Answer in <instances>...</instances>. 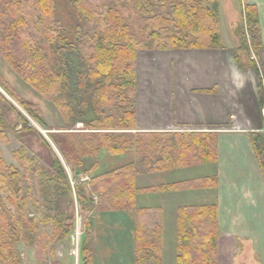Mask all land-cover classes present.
<instances>
[{
  "label": "trees",
  "instance_id": "obj_1",
  "mask_svg": "<svg viewBox=\"0 0 264 264\" xmlns=\"http://www.w3.org/2000/svg\"><path fill=\"white\" fill-rule=\"evenodd\" d=\"M120 1L139 9L145 28L150 29L148 34L134 30L115 4L99 11L88 0H70L75 17L91 26V35L82 34L77 26L73 34L69 33L70 37L66 34L69 27L61 24L57 17V0H0L1 57L21 79L55 104L67 124L83 121L86 117L81 106L90 102L94 117L89 119L87 128L80 131L48 128L37 104L22 97L1 78L0 86L49 131L53 143L72 166L80 165L83 157L95 156L101 149L114 156L132 149L145 154L147 159L143 162L153 171L215 160L214 132L136 131V54L139 50L152 49L223 48L218 0ZM166 1L171 4L166 15L152 11L153 5L162 9ZM242 14L243 39L234 58L240 69L258 71L261 39L255 6L244 4ZM240 51H244L246 62L241 61ZM258 90L264 102L261 79ZM5 105L13 108L0 93V138L7 142ZM105 108H110L111 112L103 113ZM17 124L21 126L19 130H34L20 113ZM249 136L264 176L261 160L264 131ZM42 141L51 153L48 172L37 165L34 155L30 157L24 143L12 152L19 168L6 165L0 157V264H20L18 245L22 242L33 247L39 257L52 258L53 243L63 240L73 229L74 215L59 205L62 199L73 202L70 181L57 155L45 139ZM153 155L158 157L149 164L148 158ZM36 172H41L42 195L48 205H44L45 214L40 212L39 216L27 210L29 195L24 193L30 174ZM133 172V165L126 164L94 176L89 181L90 191L99 194L101 210L134 209V264H161L162 210L135 208V195L139 191L173 189L182 184L138 188ZM81 183L75 182V195L80 204L92 210L96 208L94 201L85 197ZM4 194L14 211L3 200ZM48 226L50 233L40 229ZM84 228L81 264H94L90 221L87 220ZM218 236L215 204L179 206L176 264H217Z\"/></svg>",
  "mask_w": 264,
  "mask_h": 264
},
{
  "label": "crops",
  "instance_id": "obj_2",
  "mask_svg": "<svg viewBox=\"0 0 264 264\" xmlns=\"http://www.w3.org/2000/svg\"><path fill=\"white\" fill-rule=\"evenodd\" d=\"M230 1H224V13H239L241 7L232 10L234 6ZM239 1L242 8L249 4L257 11L261 39L258 71L237 66L234 55L241 43L233 29L237 15L226 16L227 32L224 33L221 0H218V11L223 48L152 49L139 50L136 54V131H208L216 134L215 160L200 166L162 170L168 174L167 182L150 186H168L183 179L201 180L197 187L174 194H164L165 190H160L147 202L145 199L143 204L135 203V208L159 207L162 210L161 264H176V233L175 255L169 262L165 258L163 209L167 200L176 212V223L179 206L216 205L217 264H264V176L249 136L264 131L263 102L258 90L260 79L264 85V0ZM251 58H254L252 52ZM151 171L160 172L150 170L147 173ZM204 179L208 181L203 183ZM186 192H193V199L198 200L181 204L177 199H187L183 196ZM126 212L129 217L123 236L113 235L110 224L103 223L106 228L97 240L96 224L91 223L94 264H134L135 212L134 209Z\"/></svg>",
  "mask_w": 264,
  "mask_h": 264
},
{
  "label": "rangeland",
  "instance_id": "obj_3",
  "mask_svg": "<svg viewBox=\"0 0 264 264\" xmlns=\"http://www.w3.org/2000/svg\"><path fill=\"white\" fill-rule=\"evenodd\" d=\"M91 5L94 6L97 10H102L103 7L108 6L110 4H115L118 9H120L122 15L127 20V22L136 30L137 32H142L144 34H148L150 32V29L145 28V22L143 21V14L139 12V9L133 7L132 5H127L124 2H121L120 0H88ZM225 0H221V7L223 9V12L220 13L221 20H222V27L224 30V33L227 32L226 30V16L230 15L233 16V14L237 15V21L236 25H234V30L236 32V37L240 39L242 42L243 36H242V3L239 0H232L233 6L240 11L239 13H224V6H225ZM58 2V9H57V17L60 19L61 24L67 25L69 27V32H66L71 37V34L74 33L76 30L75 27L79 26L80 31L84 35H91V26L87 25L86 23H83L77 17H75V14L73 13L71 9V3L70 0H57ZM240 3V4H239ZM170 2L166 1L163 5L162 9H159V7L156 5H153L152 11L159 12L157 14L166 15L169 11ZM222 11V10H221ZM235 17V16H234ZM228 19V17H227ZM234 21V20H233ZM65 25V26H66ZM49 55L52 57V54L50 50H48ZM239 56L241 57L242 62H246L247 58L244 53V51L238 52ZM0 78L3 81H6V83L13 88L18 94H20L25 99L35 103L38 105V108L42 114V117L44 118L46 125L48 128H70L69 130H83L87 128V123L89 119L94 117L93 113V107L91 106L90 102L85 103L87 105L86 107L81 106L83 108L82 111H84L83 115L86 117L83 121H78L75 123L67 124L61 117L60 112L58 111L55 104H53L51 101L45 99L42 97L38 92H36L29 84H27L23 79H21L4 61V59L0 55ZM0 93L3 94V96L11 103L12 107L5 105L4 106V114L5 119L7 122V128H6V137L7 142H4L0 138V157L4 160L6 165H13L15 167L19 168L18 163L13 158L12 152L20 149L23 145V143L26 145L27 153L32 157L33 155L36 157V163L38 166L42 167L43 169L47 170V172L50 170L49 163L51 161V153L49 149L44 145L42 139H45L46 142L50 145L51 149L54 151V153L57 155L59 160L61 161V164L68 176V179L70 181L72 194H73V202L70 203L66 199H62L59 205L63 210H65L68 214L74 215V221H73V229L63 240L53 243V254L54 256L52 258L49 257H39L37 253L35 252V249L33 247L25 245V243H19L18 245V251L20 254V264H81V256H80V247L82 243L83 236L85 234V223L90 221L92 224H96L94 227V230H96L95 236L97 237V240L100 239L102 235V231L105 230V225L110 224V228L113 229V232L111 231L113 235H125L124 229L127 227V220L129 217V213L119 211V210H101L100 203H99V194L98 193H91L89 181L92 179V177L104 174L112 169H119L123 168L126 164H132L134 167V183L135 186H146L147 188H151L150 186L161 184L163 182H167V173L160 172H149V168H147L143 161L147 159V156L142 153H137L135 150H131L128 153L120 154L118 156L111 155L108 153L105 149H101L99 153L95 156H85L81 159V164L72 166L71 164L67 163L64 159V157L61 155L55 144L53 143L50 133L45 127L40 125L34 118H32L16 101L14 98H12L8 93L4 91V89L0 86ZM2 104V103H1ZM111 112L110 108L103 109V113L109 114ZM19 113L26 118L28 124L34 129L32 131H23L19 130L21 126L17 124ZM13 129V130H12ZM67 130V129H66ZM158 157L157 155H153L152 157H149L148 163L153 164V161ZM261 160L264 163V147H262L261 152ZM208 163V162H207ZM205 163L201 164H195L191 166H200L204 165ZM96 165V167H95ZM183 171V170H182ZM181 172V171H180ZM183 171L182 173H184ZM140 174L138 177L137 174ZM143 173V174H142ZM175 174H179V172L175 171ZM31 179L29 181V184H25L24 193L29 195V201L27 204V210L31 214H37L39 216V213L45 214V207L48 206L44 202V197L42 193V186L40 183L41 179V172L32 173ZM182 176V175H181ZM177 179V178H175ZM174 179V180H175ZM201 180H189V179H183L181 182L182 185L178 188L170 189H149L144 191H139L136 194V204H143L144 200L148 198H152L153 193H157L158 191L162 190L164 194L167 193H177V192H183L190 189H193L194 187H197V184ZM75 182H82L80 184V189L85 194V197L87 199L91 198L94 201V205L96 208L89 210L88 206L86 204L82 205L80 204L78 198L75 195V188L74 184ZM26 187H29V189H26ZM193 192H186L183 196H187V199H177L181 200V204H185L184 202H194L198 199H193ZM182 196V193L179 194ZM3 200L6 202L7 195L4 194ZM160 197V196H159ZM153 201V200H152ZM151 202V201H148ZM164 201H161V203ZM175 202V201H174ZM183 202V203H182ZM170 202L167 200L165 203L163 214H165V220H164V233H165V253H166V262H169V260H172L173 255H175V233L177 229V223H176V212H173V209H171V206L169 204ZM147 205L149 203H146ZM6 205L14 211L13 206H10L9 204ZM46 205V206H44ZM54 210H52V213ZM131 213V212H130ZM175 216V218L173 217ZM94 221V223H93ZM101 224V226H99ZM99 227H98V226ZM108 227V226H107ZM41 230L47 231L50 233L51 228L48 226L46 228L40 227ZM91 232V230H90ZM99 242V241H98ZM28 248V249H26ZM28 250V251H27ZM94 259V258H93ZM173 263V262H172Z\"/></svg>",
  "mask_w": 264,
  "mask_h": 264
},
{
  "label": "built area",
  "instance_id": "obj_4",
  "mask_svg": "<svg viewBox=\"0 0 264 264\" xmlns=\"http://www.w3.org/2000/svg\"><path fill=\"white\" fill-rule=\"evenodd\" d=\"M261 113H262L263 120H264V102H263L262 107H261Z\"/></svg>",
  "mask_w": 264,
  "mask_h": 264
}]
</instances>
